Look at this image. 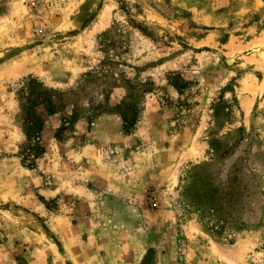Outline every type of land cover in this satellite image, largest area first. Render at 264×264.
Returning a JSON list of instances; mask_svg holds the SVG:
<instances>
[{
	"label": "rangeland",
	"instance_id": "374dc122",
	"mask_svg": "<svg viewBox=\"0 0 264 264\" xmlns=\"http://www.w3.org/2000/svg\"><path fill=\"white\" fill-rule=\"evenodd\" d=\"M264 264V0H0V264Z\"/></svg>",
	"mask_w": 264,
	"mask_h": 264
},
{
	"label": "crops",
	"instance_id": "0c3cea01",
	"mask_svg": "<svg viewBox=\"0 0 264 264\" xmlns=\"http://www.w3.org/2000/svg\"><path fill=\"white\" fill-rule=\"evenodd\" d=\"M143 255L142 253L140 252L138 255H134L129 261L130 264H138V260H140V258H142Z\"/></svg>",
	"mask_w": 264,
	"mask_h": 264
}]
</instances>
